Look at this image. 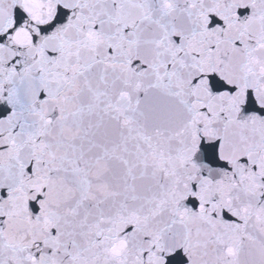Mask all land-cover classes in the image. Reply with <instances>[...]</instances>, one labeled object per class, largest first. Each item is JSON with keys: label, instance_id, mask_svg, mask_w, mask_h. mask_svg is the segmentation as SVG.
Returning a JSON list of instances; mask_svg holds the SVG:
<instances>
[{"label": "snow or ice", "instance_id": "1", "mask_svg": "<svg viewBox=\"0 0 264 264\" xmlns=\"http://www.w3.org/2000/svg\"><path fill=\"white\" fill-rule=\"evenodd\" d=\"M0 264H264V0H0Z\"/></svg>", "mask_w": 264, "mask_h": 264}]
</instances>
